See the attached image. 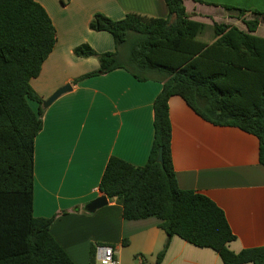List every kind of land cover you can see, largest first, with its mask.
<instances>
[{"label": "trees", "instance_id": "obj_1", "mask_svg": "<svg viewBox=\"0 0 264 264\" xmlns=\"http://www.w3.org/2000/svg\"><path fill=\"white\" fill-rule=\"evenodd\" d=\"M165 2L167 18L132 12L114 20L97 12L90 28L111 34L115 50L98 53L88 44L74 50L78 57L97 58L100 65L75 83L125 69L139 81L163 84L154 101V141L146 165L112 156L99 189L122 202L124 219L154 217L170 236L154 263L136 256L141 264H162L174 236L216 251L223 264H264V246L231 249L236 235L211 198L180 188L169 105L180 96L205 121L254 135L264 167V38L255 35L260 21L248 20L247 10L224 6L239 12L246 30L232 24L208 26L191 19L183 0ZM210 27L213 40H201ZM56 42V28L40 3L0 0V264H76L51 233L55 217L34 216L35 140L45 108L31 81L40 76ZM161 148L163 163L158 161ZM128 243L126 239L124 246ZM95 251L90 264H96Z\"/></svg>", "mask_w": 264, "mask_h": 264}, {"label": "crops", "instance_id": "obj_2", "mask_svg": "<svg viewBox=\"0 0 264 264\" xmlns=\"http://www.w3.org/2000/svg\"><path fill=\"white\" fill-rule=\"evenodd\" d=\"M34 1L51 17L57 42L40 76L32 79V87L47 100L64 85H72V91L45 109L43 129L35 140L34 216L55 217L51 233L76 264H90L91 251L98 245L113 247L117 264H141L139 255L154 263L170 239L158 219L128 221L122 202L108 197V204L94 212L86 207L104 196L99 185L112 156L146 165L154 141V101L163 84L154 79L139 81L125 69L75 83L100 65L97 58L78 57L74 50L83 44L98 53L115 50L111 34L90 28L97 12L114 20L132 12L167 18L166 2ZM183 1L191 19L208 26L230 24L239 15L224 6L247 10L248 20L260 21L255 35L264 38V15L258 14H264V0ZM169 105L172 157L180 188L202 193L224 210L237 238L231 244L234 252L264 246V167L259 162L258 138L205 121L180 96H173ZM31 106L38 109L36 103ZM126 239L129 243L124 246ZM162 264L223 262L216 251L174 236Z\"/></svg>", "mask_w": 264, "mask_h": 264}, {"label": "water", "instance_id": "obj_3", "mask_svg": "<svg viewBox=\"0 0 264 264\" xmlns=\"http://www.w3.org/2000/svg\"><path fill=\"white\" fill-rule=\"evenodd\" d=\"M70 91H72V85L69 83L64 85L57 92H55L50 98H48L47 100H44L43 108L46 109V108L50 107L57 99H59L61 96L65 95V94L69 93ZM158 161L160 163H163V149L162 148L159 150ZM107 204H108L107 196L104 195V196L94 200L90 204H88L86 207V210L89 212H94L97 209H100V208L106 206ZM168 238H170V236H168Z\"/></svg>", "mask_w": 264, "mask_h": 264}, {"label": "built area", "instance_id": "obj_4", "mask_svg": "<svg viewBox=\"0 0 264 264\" xmlns=\"http://www.w3.org/2000/svg\"><path fill=\"white\" fill-rule=\"evenodd\" d=\"M115 249L107 245L96 246L95 260L98 264H117Z\"/></svg>", "mask_w": 264, "mask_h": 264}, {"label": "rangeland", "instance_id": "obj_5", "mask_svg": "<svg viewBox=\"0 0 264 264\" xmlns=\"http://www.w3.org/2000/svg\"><path fill=\"white\" fill-rule=\"evenodd\" d=\"M234 16H235V15H234ZM222 23H224V22H222ZM229 23H230V24L237 23L238 26H239L240 28H242V29L245 28V26H244V25L241 23V21L238 19V16L236 17V19H235V17H233V19L229 20ZM211 28H212V27H210L209 31L205 34V37H204L205 41L210 42V41L213 40V39H212L213 31H212ZM124 48H126V47H124ZM133 259H134V258H133Z\"/></svg>", "mask_w": 264, "mask_h": 264}]
</instances>
